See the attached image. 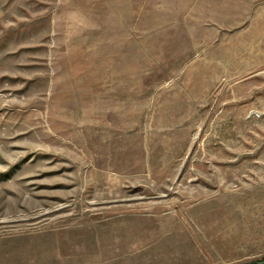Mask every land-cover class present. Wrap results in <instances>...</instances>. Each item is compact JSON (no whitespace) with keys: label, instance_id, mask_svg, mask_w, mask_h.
Segmentation results:
<instances>
[{"label":"rangeland","instance_id":"rangeland-1","mask_svg":"<svg viewBox=\"0 0 264 264\" xmlns=\"http://www.w3.org/2000/svg\"><path fill=\"white\" fill-rule=\"evenodd\" d=\"M0 264H264V0H0Z\"/></svg>","mask_w":264,"mask_h":264}]
</instances>
